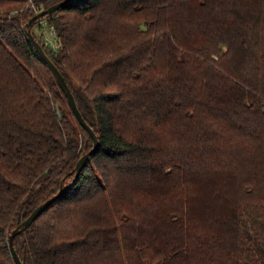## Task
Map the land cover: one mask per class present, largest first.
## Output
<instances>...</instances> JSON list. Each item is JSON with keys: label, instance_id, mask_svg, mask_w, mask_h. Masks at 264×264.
Masks as SVG:
<instances>
[{"label": "trees", "instance_id": "obj_1", "mask_svg": "<svg viewBox=\"0 0 264 264\" xmlns=\"http://www.w3.org/2000/svg\"><path fill=\"white\" fill-rule=\"evenodd\" d=\"M59 1L0 0V264L15 229L22 264H264V0H70L35 20L98 139L78 175L95 140L27 34Z\"/></svg>", "mask_w": 264, "mask_h": 264}, {"label": "water", "instance_id": "obj_2", "mask_svg": "<svg viewBox=\"0 0 264 264\" xmlns=\"http://www.w3.org/2000/svg\"><path fill=\"white\" fill-rule=\"evenodd\" d=\"M68 1H70V0H61L55 4L50 5L49 7L45 8L43 10L35 13L29 19V21L27 23V34H28L29 38L31 39L32 43L35 45L36 49L39 51V53L42 55L44 60L48 63V65L52 69L54 75L56 76V78L58 80L59 85L65 91V93L68 97V100H69L74 112L76 113L78 119L88 129V131L90 132V134L93 136V138L95 140L94 146L89 151H87L85 154H83L77 162L76 175H78L80 170L83 167L85 160L96 149V147L98 145V139H97V136L95 135L93 129L86 123V121L84 120V118L82 116V113L78 109L76 101L74 99V96L72 95L70 88H69L63 74L58 69V67L55 65V63L52 61V59L47 55V53L43 49L42 45L36 40V38L34 37V35L31 32V27H32V24L34 23L35 20H37L39 17L43 16L44 14H46L48 12L54 11L55 9L59 8L60 6H62L64 3L68 2ZM70 184L71 183L67 184L65 187L61 185L59 191L55 195H53L52 197L45 200L42 204H40L18 227L22 228V229L28 227L33 222V220L46 208V206L49 205L55 198H57L68 186H70ZM15 233H16V229L13 231V233L10 236L9 244H10V248H11V252H12L15 264H22V261H21L19 255H18V253L15 250V247L13 245V236L15 235Z\"/></svg>", "mask_w": 264, "mask_h": 264}, {"label": "built area", "instance_id": "obj_3", "mask_svg": "<svg viewBox=\"0 0 264 264\" xmlns=\"http://www.w3.org/2000/svg\"><path fill=\"white\" fill-rule=\"evenodd\" d=\"M39 29L43 33L44 44L54 51L59 50L61 42L54 25L47 18H42L39 20Z\"/></svg>", "mask_w": 264, "mask_h": 264}, {"label": "rangeland", "instance_id": "obj_4", "mask_svg": "<svg viewBox=\"0 0 264 264\" xmlns=\"http://www.w3.org/2000/svg\"><path fill=\"white\" fill-rule=\"evenodd\" d=\"M36 31H37V29H36ZM38 32V31H37ZM39 32H40V30H39ZM40 34H41V36H42V38H43V33L42 32H40Z\"/></svg>", "mask_w": 264, "mask_h": 264}]
</instances>
